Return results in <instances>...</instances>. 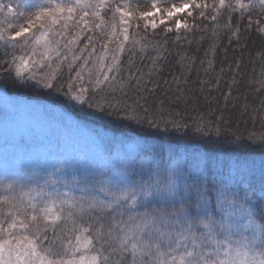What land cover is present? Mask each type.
Segmentation results:
<instances>
[{"label": "snow or ice", "instance_id": "1", "mask_svg": "<svg viewBox=\"0 0 264 264\" xmlns=\"http://www.w3.org/2000/svg\"><path fill=\"white\" fill-rule=\"evenodd\" d=\"M225 11L237 43L242 31L264 39V0H152L146 10L114 0H0V93L41 89L71 106L77 129L105 123L137 134L109 138L91 158L58 150L0 174V264H264V173L257 196L239 160L213 172L208 157L162 154L150 143L188 127L151 111H162L168 40L187 41L197 19L217 21ZM234 13L247 17L245 29L233 27ZM149 50L144 73L132 57ZM180 83L163 80L165 92L176 85V101L188 99ZM218 119H201L195 131L240 138L227 140ZM249 140L264 147V134Z\"/></svg>", "mask_w": 264, "mask_h": 264}, {"label": "trees", "instance_id": "2", "mask_svg": "<svg viewBox=\"0 0 264 264\" xmlns=\"http://www.w3.org/2000/svg\"><path fill=\"white\" fill-rule=\"evenodd\" d=\"M114 2H129L133 8H141L145 4L143 0H114ZM207 2L211 4L212 0H207ZM209 15H211L210 9ZM257 15L259 14H254L253 18H256ZM228 18L229 13L225 11L223 15L217 18V21L197 19L195 23L199 26V30L189 33L187 41L176 42L174 39L168 40V61L164 66L163 72L160 73L162 88L158 90L160 95L157 100L158 104L161 100L163 101L162 111L158 112L156 108H153L151 111L154 115L163 116L165 121L170 118L182 120L187 123L188 127H182L179 131L173 129L167 136L163 134L157 135L151 139L150 143L154 144L162 154L175 150L183 155H187L189 158L200 157L203 159L208 157L211 160L213 172L220 170L229 162L234 163L239 160L242 165V173L251 182L258 196L261 186V176L264 173V147L259 143H252L249 140V135L250 133H255L257 136L264 134V106H261L260 103L261 100H264V88H261L259 92L256 90L260 88L259 82L264 80V61L260 59L262 57L261 51L264 49V39L260 38L254 31H242L241 39L237 43L236 38L232 36V30L224 27ZM106 20H110V13L106 17ZM232 23L233 27L239 25L243 30L247 27V17L241 20L239 15L234 13L232 14ZM169 35L174 37L175 33ZM181 35H184L183 29H181ZM230 36L232 37L231 40L229 39ZM239 46L241 47L240 49L245 50V57H238L235 48ZM211 48H214V54L209 51ZM150 54L151 50H149V56L146 58H142L139 52L132 57L135 60V67L144 73H147L152 67ZM248 55L252 57L254 61L253 65L247 59ZM181 57H186V59L182 60ZM128 59L129 54L126 53L123 57L126 66ZM192 59L195 60L194 64L191 63ZM255 59H259L261 62H255ZM209 61L212 63L209 64ZM237 64H239V67H237ZM173 77L180 79V87L184 89L185 96L188 99L175 100V96L178 95L175 84L171 85V91H164L168 85H163V80L166 79L171 83ZM184 80L187 83H184ZM201 81H207L208 86L211 88H203L204 85L201 84ZM200 88H203V95L208 98L212 97V100L214 99V102L217 104L223 101H229L228 103H230L231 101H236L237 98L238 102L244 104L250 100L252 104L249 109H245L240 114L238 121H235V118H233L234 113H232L238 112L236 108H223L219 112L210 110L204 113L196 110L201 100V95L197 94V91L201 90ZM22 89L20 91L21 98L26 100L35 99L40 105L48 104L54 106L53 108L57 110L60 107L61 113L55 116L57 120H59L58 117L61 115L64 117H66L65 115H69L72 121L79 119L70 105H67L66 102L62 103V97L54 95L46 96L43 90L28 86H22ZM6 91L10 95L15 96L18 94L17 88H15L16 94H12L8 89ZM228 93L231 94L228 95ZM225 96H227V99H225ZM254 101L258 102L256 103L257 105L253 104ZM189 106H192V109L188 110L187 107ZM53 113L55 111L51 112L52 116ZM51 114L42 117L38 124L51 125L52 123H56L53 121L54 118H52ZM221 116L223 117L221 126L229 130L227 140H232V133L240 137L238 140L229 143L226 142L225 136L218 137L214 131L204 135L195 131V123L201 119L220 123L218 118ZM93 124L101 126L113 136H122L124 133H127L129 136L137 138L136 132L131 131L123 125L114 127L112 124H108L107 126H105V123ZM232 125L237 127L233 129ZM132 127L135 126L133 125ZM34 130L37 131V127ZM55 140L48 136L42 137L36 133L32 137H29V139L28 137L27 139H22L20 146L23 143L28 148L44 146V153H40L39 155L40 158L42 155L46 158L48 153L53 151ZM10 143H4V146ZM60 144L62 149V143L60 142ZM4 146L2 145V147ZM117 147L113 148L114 155ZM227 151H232L233 157H228ZM38 158L39 156L33 158V163H38Z\"/></svg>", "mask_w": 264, "mask_h": 264}, {"label": "rangeland", "instance_id": "3", "mask_svg": "<svg viewBox=\"0 0 264 264\" xmlns=\"http://www.w3.org/2000/svg\"><path fill=\"white\" fill-rule=\"evenodd\" d=\"M143 1L145 2V4L140 9L146 10L150 7L152 0ZM179 2L180 0H168V5H178ZM245 2H247V0H245ZM192 22L193 21L191 20V18H189V23ZM240 48V46L235 48L238 57H245V50ZM247 59H249L251 64L253 65L254 61L252 57L248 55ZM260 59L264 61V57H261ZM261 60L255 59V62H261ZM206 87L211 88L210 86H208V84L204 85L203 88ZM15 88L18 89V94L15 95L18 97L10 95L6 91V89L2 93H0V174L5 172L6 170L10 172H20L22 165L27 167L44 163V156L42 155L40 158L39 155L40 153H44V146H34L32 148H28V146L24 145V143L20 146V143H22V139H27V137L29 139V137H32L36 133H38L42 137L48 136L52 139H56L53 143L52 152L60 150L64 151L67 154L75 149L79 152L85 153L89 158L93 157L97 152L101 151L102 145H104L109 138L113 137L110 132L93 123H89L87 125L88 132H85L82 129H77L72 126V120L69 115L64 114L66 117L63 121L59 117V120H57V117L55 116H57L58 113H61V110H59L61 109L60 107H58L59 109L57 110L53 108L54 106L48 104L40 105L35 99L26 100L24 98H21L20 91L23 90L22 86H9L8 90L11 91L12 94H14ZM197 94L201 95V100L199 101L197 106L198 109L196 110H200L201 112L205 113L210 110H216V112H219L223 108H236L238 112H232L234 113L233 118H235V121H238L240 114L243 113L245 109H249L250 105L252 104L250 100H248L244 104L242 102H238V98L236 101L234 100L230 103H228L229 101H223L217 104L216 102H214V99L212 100V97L208 98L203 95L204 93H202L201 90L197 91ZM256 103L258 102H253L254 105H257ZM187 109H192V106L187 107ZM54 111L55 113H53L52 116L51 112ZM49 114H51L52 118H54L53 121L56 123H52L51 125L38 124L42 117L46 115L48 116ZM33 126H35V128H33ZM237 126L234 127L232 125L231 127L235 129ZM36 127L38 129L37 131L34 130L36 129ZM96 133H99V136H97ZM127 136L131 138V141L137 140V138L131 135ZM9 142L11 143L5 144L4 146V143ZM60 142L62 143V149ZM140 142L142 143L143 141L140 140ZM2 145L4 147H2ZM37 156H39L38 163H33V158ZM227 156L233 157V152L227 151Z\"/></svg>", "mask_w": 264, "mask_h": 264}]
</instances>
